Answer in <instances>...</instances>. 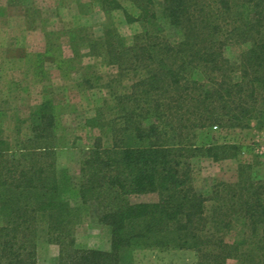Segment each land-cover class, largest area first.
<instances>
[{
	"label": "trees",
	"instance_id": "16d2710c",
	"mask_svg": "<svg viewBox=\"0 0 264 264\" xmlns=\"http://www.w3.org/2000/svg\"><path fill=\"white\" fill-rule=\"evenodd\" d=\"M123 11L142 31L127 44L109 28L93 41L124 90L86 123L106 131L80 161L77 176L58 166V108L46 99L30 135L12 145L0 135V264H39L41 234L59 247L57 264H134L135 253L188 251L197 264H264V178L239 167L237 182L195 186L194 159H237L240 147L198 143L218 129H264V0H96ZM248 46L237 63L231 46ZM157 194V202L132 197ZM90 203L102 209L109 251L78 246ZM238 232L235 242L228 235Z\"/></svg>",
	"mask_w": 264,
	"mask_h": 264
},
{
	"label": "rangeland",
	"instance_id": "374dc122",
	"mask_svg": "<svg viewBox=\"0 0 264 264\" xmlns=\"http://www.w3.org/2000/svg\"><path fill=\"white\" fill-rule=\"evenodd\" d=\"M133 15L138 12L127 0H119ZM158 7L162 0H156ZM114 28L127 44L142 31L139 23L129 24L123 11L105 13L96 0H0V135L15 145L30 135V117L46 99L58 108V166L77 176L80 161L98 137L108 143L106 131L91 128L88 118L95 109L110 99L111 89L124 90L131 83L125 80L112 85L118 74L101 49L92 48L93 41L105 37ZM244 46H231L226 55L237 63ZM198 143H230L240 147L237 159L213 162L194 159L195 186L210 193L216 181L234 183L239 167L254 165V176L264 178V129L253 122L247 129H213ZM157 194L132 197L134 203L157 202ZM102 209L90 203L77 227L78 246L109 251L111 235L100 224ZM1 224V222H0ZM238 232L228 235L235 242ZM134 264H197L196 254L188 251H137ZM59 247L49 244L45 234L38 243L39 264H57ZM228 264H239L230 260Z\"/></svg>",
	"mask_w": 264,
	"mask_h": 264
},
{
	"label": "built area",
	"instance_id": "2783aa9c",
	"mask_svg": "<svg viewBox=\"0 0 264 264\" xmlns=\"http://www.w3.org/2000/svg\"><path fill=\"white\" fill-rule=\"evenodd\" d=\"M215 129H218L217 127H215ZM259 151L261 152V153H263V151H264V148L263 147H260L259 148Z\"/></svg>",
	"mask_w": 264,
	"mask_h": 264
}]
</instances>
